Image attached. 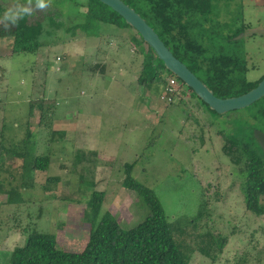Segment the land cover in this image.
<instances>
[{"label": "rangeland", "instance_id": "rangeland-1", "mask_svg": "<svg viewBox=\"0 0 264 264\" xmlns=\"http://www.w3.org/2000/svg\"><path fill=\"white\" fill-rule=\"evenodd\" d=\"M13 2L0 0V17ZM87 2L50 0L46 11L29 16L30 23L45 27L43 47L36 54L12 55L13 38L0 37V147L10 149L30 132L33 155L51 156L48 170L31 172L33 186H26L25 162L0 151V188L16 189L24 199L21 205L9 204L0 192V264H10L11 252L25 245L27 227L55 234L61 250L82 252L91 228L83 216L94 191L105 193L103 213L111 212L123 229L141 223L149 210L123 186L126 164H136L132 176L160 198L189 264H264V215L247 212L239 196L208 200L199 193L197 179H208L202 170L216 160L219 131L242 129L239 121L264 100L233 111L232 130L202 104L165 103L164 84L146 87L138 81L143 48L133 42L131 31L102 25L97 37L93 31L85 36L82 28L70 30L85 23ZM215 4V16L205 26L214 31L203 33L202 43L210 54L224 46L246 55L247 79L258 81L264 76V36L241 33L235 46L223 37L242 24L264 30V0ZM96 64L104 72L95 70ZM168 77L165 73L163 78ZM43 99L55 102L56 109L52 123L40 125L36 105ZM34 109L38 115L31 116ZM55 131L59 134L53 137ZM55 178L57 183L48 180Z\"/></svg>", "mask_w": 264, "mask_h": 264}, {"label": "trees", "instance_id": "trees-1", "mask_svg": "<svg viewBox=\"0 0 264 264\" xmlns=\"http://www.w3.org/2000/svg\"><path fill=\"white\" fill-rule=\"evenodd\" d=\"M123 1L133 7L147 21L173 54L186 64L214 92L216 97L227 99L244 95L256 88L264 79V76L258 81L247 79L250 69L246 55L237 54L230 49L226 50L224 46L220 47L217 53L210 54L209 49L202 43V34L205 32L212 34L214 31L213 27L209 29L205 26L211 22V16H215L217 0ZM87 3L85 23L70 30L77 32L79 28H82L85 29V36L93 31L97 37L100 35L98 31L102 25L131 31L133 42L139 48H143L141 54L144 56V61L138 79L139 83L151 87L156 82L164 84L165 87L167 80L165 81L163 78L164 74L168 73L170 77L174 75L164 67L163 62L155 56L153 50L139 34L135 33L119 14L100 1L88 0ZM11 27L9 32H4L5 27H1L0 37L13 38L12 55L36 54L43 47L41 37L45 32V27L40 22L30 23L29 16H26L16 26ZM249 29L250 27L242 24L233 34L223 38L229 46H235L238 42L236 38ZM97 68L101 69L100 72H104L106 69L104 66L96 64L94 69L97 70ZM175 78L179 84V90L178 93L172 95V102L168 104L172 105L176 99H179L181 103H186L192 98H197L192 89L186 88L177 77ZM189 94L192 96L190 97ZM263 100L262 98L255 105ZM201 104L208 107L203 102ZM262 105V107H257V117L264 115V104ZM36 107L40 115L35 113V109L31 110L30 115H38L40 125L45 120H48L49 124L52 123L50 115L56 109V103L43 99ZM57 134L59 133L56 131L52 133L53 137ZM224 137L228 143L232 144L257 143L253 134L250 133L249 136L248 132L243 129L236 130L231 134L224 133ZM30 138L31 133L28 132L27 138L22 143L14 144V147L10 149L1 145L0 151L11 153L14 158L25 162L21 166L23 182L25 185L33 186V183L28 181L30 173L47 171L51 163V156H34L28 148ZM251 154V160L255 159L256 157L253 156L255 153L251 151ZM240 159L238 155L232 158L234 161ZM135 166L136 164L124 166L126 177L123 186L135 192L149 210L141 223L128 230L123 229L111 212L103 213L105 193L94 191L88 202L89 210L83 216L91 228L87 244L82 252L61 250L58 248L55 234L39 232L36 228L30 231V228L27 227L24 230L27 232L26 243L11 252L10 264H189V258L181 252L176 243L173 226L169 223L160 198L154 190L132 176ZM255 178L258 179L259 176L255 175ZM48 180L55 183L59 181L58 178ZM250 181V187L258 189V181L255 179H250ZM0 192L7 196L9 204L21 205L24 202L22 193L16 189L6 191L0 188ZM207 199L221 200L210 195L207 196ZM247 208V212L255 216L264 215V204H260L258 199H248ZM17 229H19L18 226ZM217 243L219 245L218 241ZM218 249V251L221 250L220 245Z\"/></svg>", "mask_w": 264, "mask_h": 264}, {"label": "flooded vegetation", "instance_id": "flooded-vegetation-1", "mask_svg": "<svg viewBox=\"0 0 264 264\" xmlns=\"http://www.w3.org/2000/svg\"><path fill=\"white\" fill-rule=\"evenodd\" d=\"M189 95L190 97L192 96L191 94ZM201 102L202 101L198 98H192L191 103L189 104H194L196 107L200 108ZM255 104L250 107H253ZM250 107L248 108L250 109ZM204 110L210 116L219 118V120L225 123V127L228 128L232 125V128L230 130L234 129L235 116L231 115L232 113H234L233 111L229 112V114L227 115L219 116L217 113H213L209 109V107ZM257 111L258 108H256L255 110H251V114L248 117L239 121L244 126L242 129L248 132L249 136L250 133L253 134L254 138L255 131L264 133V115L257 117ZM223 117H225L226 119ZM224 133L228 134L226 131H219L218 137L221 139V144L220 147H217L216 145L214 147L215 149L213 150V156L215 157L216 155V160L212 161L210 165L205 166V169L203 168L202 170V174L208 175V179L205 180V178H203L202 176L197 177L199 193L201 194L202 192L205 196L210 195L219 199H232L238 198L239 196L244 200L246 210H248L247 200L250 198L258 199L260 204H264L263 146L258 143L256 138L255 140L257 141V143H247L241 145L228 143L224 137ZM231 133L232 132H230V134ZM251 151L255 153V155L253 156L256 157L252 160L250 158V156L252 155ZM237 155L240 156L241 159L239 161L232 160V158ZM255 175H258L259 178H255ZM250 179H255L258 181V189H255V187H250Z\"/></svg>", "mask_w": 264, "mask_h": 264}, {"label": "water", "instance_id": "water-1", "mask_svg": "<svg viewBox=\"0 0 264 264\" xmlns=\"http://www.w3.org/2000/svg\"><path fill=\"white\" fill-rule=\"evenodd\" d=\"M119 14L125 23L153 50L155 56L163 62L164 67L177 77L186 87L192 89L198 99L218 115L246 109L264 98V79L248 93L227 99H221L202 82L173 52L165 45L157 32L130 5L123 0H98ZM264 36V30H247L244 36ZM238 40V38H236ZM255 138L264 148V133L255 131Z\"/></svg>", "mask_w": 264, "mask_h": 264}, {"label": "clouds", "instance_id": "clouds-1", "mask_svg": "<svg viewBox=\"0 0 264 264\" xmlns=\"http://www.w3.org/2000/svg\"><path fill=\"white\" fill-rule=\"evenodd\" d=\"M50 7V0H26V3H20L19 0L7 7L3 16L0 17V24L6 29L10 26H16L18 22L26 16H31L35 11H46Z\"/></svg>", "mask_w": 264, "mask_h": 264}, {"label": "built area", "instance_id": "built-area-1", "mask_svg": "<svg viewBox=\"0 0 264 264\" xmlns=\"http://www.w3.org/2000/svg\"><path fill=\"white\" fill-rule=\"evenodd\" d=\"M60 58H58V61ZM179 90V84L175 78V76H171L167 79V84L164 87V91L161 95V100L165 103H171L172 102V95L175 93H178Z\"/></svg>", "mask_w": 264, "mask_h": 264}, {"label": "crops", "instance_id": "crops-1", "mask_svg": "<svg viewBox=\"0 0 264 264\" xmlns=\"http://www.w3.org/2000/svg\"><path fill=\"white\" fill-rule=\"evenodd\" d=\"M124 73L123 71L121 72V74Z\"/></svg>", "mask_w": 264, "mask_h": 264}]
</instances>
